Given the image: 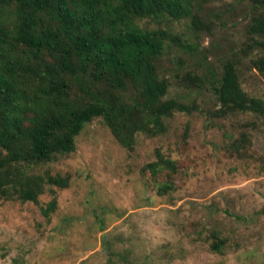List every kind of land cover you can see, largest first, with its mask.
Segmentation results:
<instances>
[{
  "label": "rangeland",
  "instance_id": "1",
  "mask_svg": "<svg viewBox=\"0 0 264 264\" xmlns=\"http://www.w3.org/2000/svg\"><path fill=\"white\" fill-rule=\"evenodd\" d=\"M196 1L207 26L195 38L197 62L218 68L237 55L243 90L264 105V78L250 68L261 52H241L254 45L247 34L252 1ZM139 25L193 36L189 19ZM188 64L181 73L193 70ZM168 97L198 110L174 113L164 134L138 135L131 150L100 120L86 125L75 150L44 168L69 177L67 188L53 187L57 206L48 216V187L37 204L0 201V264H264V113L214 118L210 91L185 88L174 76ZM157 151L178 163L175 187L165 195L143 170ZM218 238L223 246L215 251Z\"/></svg>",
  "mask_w": 264,
  "mask_h": 264
},
{
  "label": "trees",
  "instance_id": "2",
  "mask_svg": "<svg viewBox=\"0 0 264 264\" xmlns=\"http://www.w3.org/2000/svg\"><path fill=\"white\" fill-rule=\"evenodd\" d=\"M251 1L247 34L255 40L241 52H261L250 59V68L264 78V0ZM196 5L195 0H0V201L37 204L48 187L52 199L42 213L53 212V187L67 188L69 177L44 168L72 153L76 138L94 120L131 150L138 135L164 134L174 113L198 110L195 103L168 97L170 76L185 88H207L216 103L214 118L263 114V102L241 86L237 55L218 68L197 62L202 52L195 38L207 26ZM184 19L193 35L186 40L139 25ZM176 44L180 54L170 59L167 52ZM188 61L195 67L181 73ZM143 170L158 184V195L174 189L179 169L170 156L157 151ZM222 246L219 238L212 243L215 251Z\"/></svg>",
  "mask_w": 264,
  "mask_h": 264
}]
</instances>
